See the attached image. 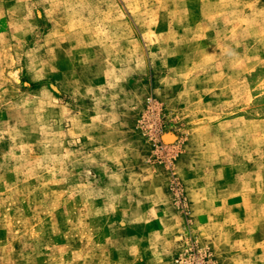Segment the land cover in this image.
Wrapping results in <instances>:
<instances>
[{"label": "rangeland", "instance_id": "obj_1", "mask_svg": "<svg viewBox=\"0 0 264 264\" xmlns=\"http://www.w3.org/2000/svg\"><path fill=\"white\" fill-rule=\"evenodd\" d=\"M0 264H264V0H0Z\"/></svg>", "mask_w": 264, "mask_h": 264}]
</instances>
